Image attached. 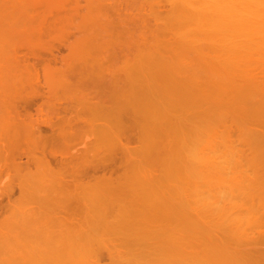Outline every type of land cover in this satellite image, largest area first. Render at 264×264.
<instances>
[{"label": "bare ground", "instance_id": "bare-ground-1", "mask_svg": "<svg viewBox=\"0 0 264 264\" xmlns=\"http://www.w3.org/2000/svg\"><path fill=\"white\" fill-rule=\"evenodd\" d=\"M13 186L0 264H264V0H0Z\"/></svg>", "mask_w": 264, "mask_h": 264}, {"label": "rangeland", "instance_id": "rangeland-1", "mask_svg": "<svg viewBox=\"0 0 264 264\" xmlns=\"http://www.w3.org/2000/svg\"><path fill=\"white\" fill-rule=\"evenodd\" d=\"M21 45H23V47H24V44H21ZM24 51H25V50H24ZM25 53H26V52H25ZM37 108H39L37 104L35 105V103H31V104H29V106L27 107L26 110L23 109V110L20 111L21 108L19 109V111L21 112V114H20L21 116H20V115L17 116V112H15L14 114H12V116H15V117L17 116L18 118L20 117V120H22V121L24 120V121H23L24 124L27 123V124H29L30 126H32V125H31L32 123H33V124H34V123L37 124V123L39 122V121L35 122L36 120H34V119L37 118V120H40V118H38L39 115H41V116L44 117V115L46 114V110H44V112H45V113L43 112L44 115H42L43 113L41 114L40 112H39L40 114L38 115V109H37ZM39 110L41 111L40 108H39ZM16 111H18V109H17ZM41 112H42V111H41ZM11 113H12V112H11ZM37 116H38V117H37ZM41 116H40V117H41ZM17 117H16V118H17ZM43 117H41V120L43 119ZM18 118H17V119H18ZM24 118H25V119H24ZM31 120H33L34 122H32ZM30 121H31V122H30ZM40 123H41V122H40ZM36 124H35V126H36ZM37 125L39 126V124H37ZM35 126H34V127H35ZM43 127H44V126H42L41 129L43 130V134L45 133V135H46V133L48 132V129H47V131H46L45 127H44V128H43ZM45 131H46V132H45ZM48 133H49V132H48ZM43 136H44V135H43ZM47 136H48V134L46 135V137H47ZM34 137H35V136H34ZM49 137H50V133H49L48 138H43V139H46V141H43V140L40 141V140H39V142H43L44 144H45V142H46L45 145L41 144V145H43V147L45 146L46 150L43 148L44 150L42 151V148H41V147L38 146V148H36L35 145H33L34 143L32 144V145H33L32 147L38 149V151H36V149H33V151L31 152L32 154H30V153L28 154V152H30V151L28 150V152H26V154L29 155V156H27V158H30V159H27V158H26V154H25V155L23 154V152L27 151V150L24 151V147H25V145H24V147H22L23 145H20V146L17 147L18 150L14 148V149H15L14 151L17 150L16 153L18 154V156H17V155H14V154H16V153H13V152H14L13 149H12V153H13V155L10 154V151L8 150L9 153H8V156H7L6 160L9 159V161H13V160L16 159V158H15V156H16V157L18 158V159H16V160H17L16 162H19V161H20L19 164H22V165L25 164V165H24V166H25L24 168H26V170H28V172H29V171H34V170H36L35 168L37 167V165H38L39 167H41V164H40V163H41V162L44 163L45 160H46V162H45V166H46V164H50L52 167L56 168L57 171L59 172V169H60V162H59V158H57V155H60V151L57 150V151L59 152V154H57L58 152L56 153L55 151H56V149H57L58 147L56 146V149H54L55 147L53 146V147H54V148H53V149H54V153H56L57 155L54 154V153H53V154H54L55 157L57 158V160H58V161H57V160H55V158H54V156H53V154H52V152H53V151H52V144H53L54 142H52L51 145H50V144H49V142H50L49 140H51V139H50L51 137H50V138H49ZM36 139H37V138H36ZM48 139H49V140H48ZM32 142H33V141H32ZM35 142H36V141H35ZM37 142H38V139H37ZM39 142H38V143H39ZM47 142H48V143H47ZM29 144H30V143H29ZM39 144H40V143H39ZM30 145H31V144H30ZM28 146H29V145H28ZM49 146H50V147H49ZM32 147H30L31 150H32ZM21 148H22V149H21ZM26 148H29V147L26 146ZM26 148H25V149H26ZM40 148H41V150H40ZM20 149H21V150H20ZM58 149H59V148H58ZM4 150H7V148H6V149L4 148ZM34 151H35V152H34ZM39 151H40V152H39ZM33 152H34V153H33ZM41 152H42V153H41ZM49 152H50V153H49ZM6 153H7V152H6ZM11 155L13 156V158H12ZM19 155H20L21 158L19 157ZM32 156H33V157H32ZM34 156H35V157H34ZM31 157H32V158H31ZM58 157H60V156H58ZM19 159H20V160H19ZM25 159H27V161L29 160V163H27V161H26ZM40 159H41V162L39 163ZM60 159H61V158H60ZM6 160H4V161H6ZM38 160H39V161H38ZM7 161H8V160H7ZM24 161H25V162H24ZM47 161H48L49 163H47ZM2 162H3V161H2ZM56 162H57V163H56ZM4 163L6 164V163H8V162H3V163H1V164H3V166H5ZM14 163H15V162H14ZM22 165H21V168H22ZM50 165H49V166H50ZM7 166H8V167H7ZM7 166H5V168H8L7 171H8V170L10 171V170H12L11 168H13V166H16V164L13 165L12 162H9V163L7 164ZM18 166H19V165H18ZM42 166H43V165H42ZM47 166H48V165H47ZM47 166H46V167H47ZM43 167H44V166H43ZM2 168H3V167H2ZM5 168H4V169H5ZM17 168H18V167H17ZM21 168H20V169H21ZM24 168H22V169L24 170ZM48 168H49V167H48ZM50 169H51V168H49V172H50L51 170H53V169H51V170H50ZM26 170H24V172H27ZM46 170H47V168H46ZM1 171H2V169H1ZM4 171L6 172V170H4ZM4 171H3V172H4ZM54 171H55V170H54ZM54 171H53V172H54ZM5 172H4V174H5ZM21 172H22V171H21ZM34 172H35V171H34ZM58 172H57V173H58ZM55 173H56V171H55ZM55 173H53V176H54V177L57 176V174H56V176L54 175ZM51 174H52V173H51ZM11 188H12V187H10L9 190H11ZM12 192H13V193H12V196H11V197L9 196L8 199H7L6 197H3V198L1 197L2 199L0 198V199H1V200H0V202H1V203H0V218L6 214L7 211L5 212V210H6V209L8 210V207H9V208L11 207V203L15 202V201L17 200V198H18V191H17V189H16L15 186H13V188H12ZM16 193H17V194H16ZM15 195H16V196H15ZM10 199H11V200H10ZM14 199H16V200H14ZM5 201H7V202H11V203H7V202H5ZM9 204H10V205H9ZM12 205H13V204H12ZM7 206H8V207H7ZM1 215H2V216H1ZM1 219H2V218H1Z\"/></svg>", "mask_w": 264, "mask_h": 264}]
</instances>
